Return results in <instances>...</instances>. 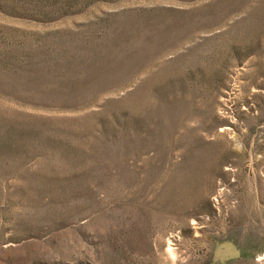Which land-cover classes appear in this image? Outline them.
I'll list each match as a JSON object with an SVG mask.
<instances>
[{"label":"rangeland","instance_id":"rangeland-1","mask_svg":"<svg viewBox=\"0 0 264 264\" xmlns=\"http://www.w3.org/2000/svg\"><path fill=\"white\" fill-rule=\"evenodd\" d=\"M0 264H264V0H0Z\"/></svg>","mask_w":264,"mask_h":264},{"label":"bare ground","instance_id":"bare-ground-1","mask_svg":"<svg viewBox=\"0 0 264 264\" xmlns=\"http://www.w3.org/2000/svg\"><path fill=\"white\" fill-rule=\"evenodd\" d=\"M172 250H173V249H172ZM170 253L172 254V253H174V251H171V250H170ZM171 256H172V255H171Z\"/></svg>","mask_w":264,"mask_h":264}]
</instances>
